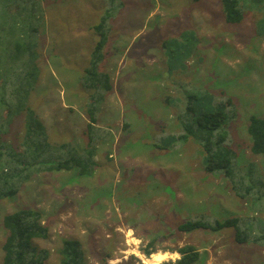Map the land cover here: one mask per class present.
<instances>
[{"label":"rangeland","instance_id":"374dc122","mask_svg":"<svg viewBox=\"0 0 264 264\" xmlns=\"http://www.w3.org/2000/svg\"><path fill=\"white\" fill-rule=\"evenodd\" d=\"M238 1L242 20L228 24L220 0H120L107 20L100 65L112 90L94 125V133L106 131L97 140L98 166L91 177L75 169L35 175L14 198L0 201V264L8 235L3 218L20 209L42 214L48 238L32 246L48 252L43 264H59L65 239L80 242L86 264H144L157 252L175 254L157 264H178L175 250L184 245L199 253L193 264H264V156L251 153L247 133L251 116L264 118V0ZM104 6L103 0L43 1L39 77L27 104L51 144L80 149L87 142L88 93L80 78ZM189 107L230 115L229 140L216 145V131L204 151L183 129V120L190 129ZM22 133L18 116L4 138L17 147ZM221 150L231 156V179L224 169H204L205 157ZM199 218H236L238 225L178 231ZM236 230L257 242L237 243Z\"/></svg>","mask_w":264,"mask_h":264},{"label":"trees","instance_id":"16d2710c","mask_svg":"<svg viewBox=\"0 0 264 264\" xmlns=\"http://www.w3.org/2000/svg\"><path fill=\"white\" fill-rule=\"evenodd\" d=\"M43 1L0 0V201L14 198L23 185L33 176L41 173L75 169L81 176H93L98 166L94 160L97 154V140L106 134L101 128H97L94 133V125L97 123L105 95L112 90L110 77L100 69V65L105 58L103 50L109 34L107 20L117 12L120 0H103L107 11L100 23L93 27L94 33L99 37L91 51L89 65L80 78L81 87L88 93L86 114L89 121L86 126L87 142L80 149L69 142L51 144L44 124L27 104L39 77V68L36 64L38 55L35 49L36 37L37 35L39 37L43 28L45 11ZM220 2L225 22L240 23L243 14L239 1L220 0ZM261 24L264 27V19ZM230 104L228 101L227 107ZM187 111L194 112L190 107ZM188 114L184 113L183 119ZM192 115L190 129L186 126L185 120H183V129L186 135L198 138L199 144H202L203 150L207 153L212 148L207 139L212 138V133L219 131L216 140L218 146L223 144L222 138H228L225 128L228 126L226 118L230 115L219 110L200 114L194 112ZM18 116L23 118V133L16 147L4 137L7 135L10 123ZM247 133L251 139V153L264 156V118L251 116ZM212 154L205 157V171L223 172L224 169L223 174L231 179V173L226 171L230 165V154L224 150ZM63 155L65 157H62ZM41 218L40 212L31 209H20L4 216L3 227L8 235L2 247V264L44 263L48 252L37 250L32 246L33 240L48 238V229L44 224L42 225ZM237 225L236 218L213 223L199 218L184 222L177 229L181 233L196 229L215 232L225 228L236 229ZM234 239L239 244L257 242V238L250 239L238 230L235 231ZM142 250L146 256L152 253L151 246ZM175 251L180 255L178 264H193L199 257V253L191 245H184ZM59 255V264H86L78 240H63Z\"/></svg>","mask_w":264,"mask_h":264},{"label":"bare ground","instance_id":"6f19581e","mask_svg":"<svg viewBox=\"0 0 264 264\" xmlns=\"http://www.w3.org/2000/svg\"><path fill=\"white\" fill-rule=\"evenodd\" d=\"M127 236H128V234H127ZM174 255L175 254L169 255L167 253L163 254V253L157 252V253L153 254L152 257H150V260L144 261V264H157L158 262H162V261L166 260L167 258L173 257Z\"/></svg>","mask_w":264,"mask_h":264}]
</instances>
